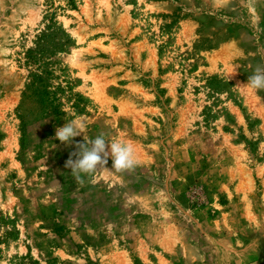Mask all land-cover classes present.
Instances as JSON below:
<instances>
[{"label": "rangeland", "instance_id": "1", "mask_svg": "<svg viewBox=\"0 0 264 264\" xmlns=\"http://www.w3.org/2000/svg\"><path fill=\"white\" fill-rule=\"evenodd\" d=\"M257 67L264 0H0V264H264Z\"/></svg>", "mask_w": 264, "mask_h": 264}, {"label": "clouds", "instance_id": "2", "mask_svg": "<svg viewBox=\"0 0 264 264\" xmlns=\"http://www.w3.org/2000/svg\"><path fill=\"white\" fill-rule=\"evenodd\" d=\"M243 87L254 91L264 90V68L257 67L253 74L248 77ZM84 130L85 124L82 121H70L56 129L55 137L58 141L67 144L72 138L83 133ZM77 147L79 151L74 154L77 158L75 160L69 158L65 163V167L69 168L78 180L81 174H92L101 165L104 166L109 155L112 160L111 168L117 172L132 170L136 166L132 145L119 141L109 143L103 135L96 136L89 140L87 144H78Z\"/></svg>", "mask_w": 264, "mask_h": 264}]
</instances>
